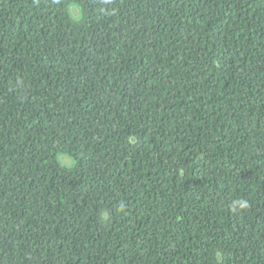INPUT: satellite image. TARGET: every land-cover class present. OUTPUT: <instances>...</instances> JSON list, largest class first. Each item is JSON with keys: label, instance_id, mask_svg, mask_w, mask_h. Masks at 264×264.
<instances>
[{"label": "trees", "instance_id": "obj_1", "mask_svg": "<svg viewBox=\"0 0 264 264\" xmlns=\"http://www.w3.org/2000/svg\"><path fill=\"white\" fill-rule=\"evenodd\" d=\"M0 264H264V0H0Z\"/></svg>", "mask_w": 264, "mask_h": 264}]
</instances>
